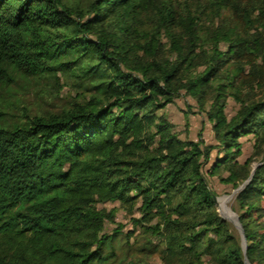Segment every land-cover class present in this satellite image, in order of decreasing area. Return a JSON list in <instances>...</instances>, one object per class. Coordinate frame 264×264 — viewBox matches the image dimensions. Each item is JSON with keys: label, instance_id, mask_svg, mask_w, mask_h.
<instances>
[{"label": "trees", "instance_id": "1", "mask_svg": "<svg viewBox=\"0 0 264 264\" xmlns=\"http://www.w3.org/2000/svg\"><path fill=\"white\" fill-rule=\"evenodd\" d=\"M175 1L92 0L82 11L0 0V88L77 72L90 92L61 113L0 125V264H113L120 233H105L104 203L140 204L133 226L162 238L164 264H264V94L240 98L264 91V0ZM205 9L237 27L203 32ZM180 96L208 115L215 145L179 139L158 116ZM228 98L240 104L230 120ZM249 137L251 177L253 159L236 162ZM215 149L207 175L249 180L234 211L244 254L202 171Z\"/></svg>", "mask_w": 264, "mask_h": 264}, {"label": "rangeland", "instance_id": "2", "mask_svg": "<svg viewBox=\"0 0 264 264\" xmlns=\"http://www.w3.org/2000/svg\"><path fill=\"white\" fill-rule=\"evenodd\" d=\"M64 4L72 9L87 10L92 0H62ZM205 4V3H204ZM177 9L184 10L183 0H176ZM202 5V4H200ZM191 11H194L196 2L190 3ZM199 24L204 28L203 32L218 26L232 29L237 27L234 16L231 13H220V19H216L214 13L210 9L204 12L199 11ZM264 94L262 89L251 91L243 89L240 93L241 100L246 103L249 100H257ZM90 92L81 84L78 73L73 75L56 73V77H44L38 80H26L19 77L14 78V83L8 87L0 88V125L10 124L11 122H19L23 112H27L30 116L49 114H57L67 110L70 105L77 100L83 98L89 99ZM240 104L233 98H228L223 109V113L227 120L232 119L239 111ZM158 116H162L172 127L173 132L177 134L179 139L183 141H201L204 145H215L214 134L212 131V123L208 120V115L199 110L196 103L186 96H180L173 103L167 105L165 109L158 112ZM240 155L236 162L242 165L246 160L253 159L254 144L253 137L241 139ZM264 151V146L262 147ZM217 156V150H213L210 160L203 166V174L206 177L208 186L214 191L215 209L218 216L224 220L230 227L231 232L239 238L241 242L240 231H238L233 222L224 218L221 208L228 209L232 216L235 214V198L243 189L246 182L239 183L235 187L226 184L224 180L228 174L220 169L215 176L207 175L213 161ZM258 158H254L250 166V177L254 169L258 166ZM140 204L135 206L132 213L122 208L117 203H104L98 205L99 209L113 211V223H107L105 233L111 235L114 231H119L116 246V261L113 264H164L161 253L164 250L162 238L146 233L144 228H135L133 220L140 218L135 211ZM152 225L155 222L151 223ZM128 236V237H127ZM244 261V258H243ZM202 264H210L207 257L202 259ZM168 264H177L174 261Z\"/></svg>", "mask_w": 264, "mask_h": 264}, {"label": "water", "instance_id": "3", "mask_svg": "<svg viewBox=\"0 0 264 264\" xmlns=\"http://www.w3.org/2000/svg\"><path fill=\"white\" fill-rule=\"evenodd\" d=\"M248 181L249 180H247L245 183H244V185H243V187L248 183ZM233 225H234V227L238 230V231H240V238H241V248H242V251H243V254L245 253V240H244V237H243V234H242V229H241V227H240V225H239V223H238V219H237V217H235V223H233ZM244 264H248L247 263V261H246V259L244 258Z\"/></svg>", "mask_w": 264, "mask_h": 264}, {"label": "bare ground", "instance_id": "4", "mask_svg": "<svg viewBox=\"0 0 264 264\" xmlns=\"http://www.w3.org/2000/svg\"><path fill=\"white\" fill-rule=\"evenodd\" d=\"M221 211L225 219H227L230 222L235 223V216H232L231 212L228 209L221 208Z\"/></svg>", "mask_w": 264, "mask_h": 264}]
</instances>
